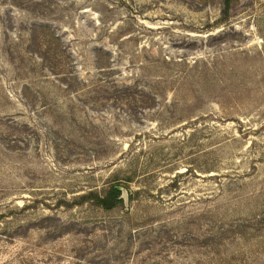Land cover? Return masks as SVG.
Segmentation results:
<instances>
[{
    "label": "rangeland",
    "instance_id": "rangeland-1",
    "mask_svg": "<svg viewBox=\"0 0 264 264\" xmlns=\"http://www.w3.org/2000/svg\"><path fill=\"white\" fill-rule=\"evenodd\" d=\"M222 10L0 0V264H264V0Z\"/></svg>",
    "mask_w": 264,
    "mask_h": 264
},
{
    "label": "trees",
    "instance_id": "trees-1",
    "mask_svg": "<svg viewBox=\"0 0 264 264\" xmlns=\"http://www.w3.org/2000/svg\"><path fill=\"white\" fill-rule=\"evenodd\" d=\"M232 0H222L223 2V13H226L228 6ZM120 191L115 187V184H111L102 194L94 191H88L84 196L83 200L90 199L95 205H98L104 209H110L120 202L119 198Z\"/></svg>",
    "mask_w": 264,
    "mask_h": 264
},
{
    "label": "water",
    "instance_id": "water-1",
    "mask_svg": "<svg viewBox=\"0 0 264 264\" xmlns=\"http://www.w3.org/2000/svg\"><path fill=\"white\" fill-rule=\"evenodd\" d=\"M115 187L120 191L119 198L122 199L124 205L126 206L127 201H128L126 189L119 185H116Z\"/></svg>",
    "mask_w": 264,
    "mask_h": 264
}]
</instances>
